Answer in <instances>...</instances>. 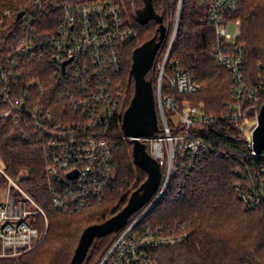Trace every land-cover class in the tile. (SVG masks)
<instances>
[{"label":"built area","instance_id":"built-area-1","mask_svg":"<svg viewBox=\"0 0 264 264\" xmlns=\"http://www.w3.org/2000/svg\"><path fill=\"white\" fill-rule=\"evenodd\" d=\"M197 1L215 27V61L233 76L229 109L222 116L213 115L180 99L197 92L200 84L184 69L166 75L173 42L166 50L164 44L161 46L155 61L161 72L155 84L160 129L140 140L160 163L165 181L153 201L117 231L99 264H156L148 253L150 248L181 242L185 234L170 227L140 230L138 225L165 194L172 177L179 174L178 158L196 159L210 150L205 141L192 136V127L225 117L236 122L246 117V59L237 43L241 32L230 17L243 0ZM48 3L49 0H31L25 8L4 10L12 46L7 52L3 50L5 56L0 55V118L12 115L29 128L28 140L45 147L54 206L80 211L101 203L119 178L117 141L112 133L124 114L126 100L119 80L124 69L122 50L137 35V29L118 1L71 0L64 3L56 28L41 32L37 23ZM36 59L51 62L52 79L46 83L37 78L20 83L23 63ZM165 78L167 92H163ZM248 139L251 143V135ZM0 172L9 184L0 201V257L17 256L44 239L48 216L1 166ZM239 195L247 207L261 200L255 191L245 194L239 189ZM37 216L44 219V229L38 226Z\"/></svg>","mask_w":264,"mask_h":264},{"label":"trees","instance_id":"trees-1","mask_svg":"<svg viewBox=\"0 0 264 264\" xmlns=\"http://www.w3.org/2000/svg\"><path fill=\"white\" fill-rule=\"evenodd\" d=\"M30 1L0 0V55L5 56L3 50L7 52L12 46L9 19L3 15L4 10L25 8ZM67 1L71 0H49L38 19L41 32L56 28ZM115 1L124 6L137 29V35L122 50L124 69L119 80L122 90L129 92L124 102L125 112L133 98L130 100L129 94L132 89L135 91L131 73L133 52L159 35V25L153 20L144 25L136 20L135 12L143 6V0ZM153 4L166 22L175 0H153ZM230 17L241 32L237 43L245 54L248 74L245 105L252 106L248 114L254 118L264 104V0H243ZM215 42V27L206 18L204 7L197 0H184L166 75L171 76L178 69L189 72L199 82L200 89L181 97L194 105L201 103L209 114L222 116L229 109L233 76L230 70L216 63ZM50 64L46 59L25 61L20 83L26 84L35 78L45 83L50 81ZM155 66L147 75L153 81L158 76ZM168 87L164 80L163 92H167ZM166 114L169 116V110ZM122 121L123 116L112 133L117 141L115 159L119 166L116 185L101 203L89 209L70 211L59 210L53 204V179L47 173L45 147L28 140L29 128L12 115L0 118V159L5 171L34 197L48 216L44 239L20 255L0 257V264H70L83 231L104 222L127 205L133 191L148 174L134 162L133 143L124 137ZM191 131L192 136L205 141L210 150L196 159L182 161L178 158L179 174L172 177L165 194L138 225L140 230L167 226L185 234V238L173 245L150 248V258L156 264H264V151L254 155L244 125L231 118L195 125ZM2 182L6 179L0 172V184ZM239 189L245 194L257 192L260 203L247 207ZM37 217L38 226L44 229V219ZM116 234L96 238L83 264H99Z\"/></svg>","mask_w":264,"mask_h":264},{"label":"water","instance_id":"water-1","mask_svg":"<svg viewBox=\"0 0 264 264\" xmlns=\"http://www.w3.org/2000/svg\"><path fill=\"white\" fill-rule=\"evenodd\" d=\"M143 3L135 12L136 20L142 25L155 21L159 25V35L138 46L133 52L131 73L135 80V91L129 107L123 114L122 131L133 143L135 164L143 169L148 177L133 191L127 205L121 211L102 223L88 226L83 231L70 264H83L95 239L123 229L134 214L153 201L165 181L160 163L149 153L146 143L140 139L152 137L160 129L154 81L147 78V75L155 65L168 30L164 17L156 11L153 0H143ZM21 15L22 13H19V16ZM251 148L256 154L264 151V104L252 130Z\"/></svg>","mask_w":264,"mask_h":264},{"label":"rangeland","instance_id":"rangeland-1","mask_svg":"<svg viewBox=\"0 0 264 264\" xmlns=\"http://www.w3.org/2000/svg\"><path fill=\"white\" fill-rule=\"evenodd\" d=\"M182 6H183V2H182V4L180 5V0H175V6L172 8V11H171V14L168 16V18L166 19V22H164L165 23V25L167 26V30H168V32H167V37H166V40L168 39V41H167V43H165V41H164V43L163 44H165L164 45V48L163 49H167V47L170 45V43L171 42H174L175 41V39H176V36H177V32H178V24H179V20H180V14H181V10H182ZM11 9H15V7H10ZM179 17V18H178ZM230 28H232L233 30L235 29V27H233V25H230ZM159 63V62H158ZM158 63H156L155 65V67L157 68V70H158V76H157V79L154 81V86H155V84L157 83V81H158V79L160 78V75H161V72H160V69H159V65H158ZM153 69H154V67H153ZM165 72H166V70H165ZM156 74H155V72H153L152 73V76H155ZM164 80H166V78L164 79ZM164 80H163V82H164ZM133 86H135V84H133ZM133 88V87H132ZM200 89V88H199ZM126 90V89H125ZM199 91V90H198ZM123 93H124V97L125 98H127V96H128V93L129 92H127V90H126V92L123 90ZM133 89L131 90V93L129 94V99L131 100V98H132V96H133ZM192 94V93H191ZM186 95H188V94H186ZM185 96V95H184ZM180 99H182V100H184V101H186L188 104H191V105H194V104H192V102L189 100V99H187V98H185L184 99V97H181ZM195 106H200V107H203V105L200 103V104H196ZM123 107H124V105H123ZM251 105H245V103H244V105H243V108L244 109H247V111H246V117H243V119H241L240 120V122L239 123H242V125H244V131L246 132V134H247V136H248V138H249V136L250 135H252V130H253V128L255 127V125H256V123H257V115L259 114L258 112L256 113V116L254 117V118H251V117H249V114H248V112H249V110L251 109ZM229 108V107H228ZM0 166L3 168V169H5L4 168V165H3V162H2V160L0 159ZM2 173V172H1ZM3 174V173H2ZM4 175V174H3ZM11 176V175H10ZM4 177H5V175H4ZM12 177V176H11ZM5 179H6V182H2L1 184H0V201H2L4 198H5V196H6V191H7V189H8V186H9V184L7 183V178L5 177ZM16 180V179H15ZM16 182L17 183H19L17 180H16ZM20 184V183H19ZM29 206L30 207H33L32 205H30L29 204ZM34 208V207H33ZM137 215V214H136ZM134 220V219H133Z\"/></svg>","mask_w":264,"mask_h":264}]
</instances>
